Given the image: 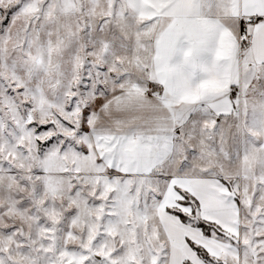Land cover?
<instances>
[{
    "label": "snow or ice",
    "instance_id": "snow-or-ice-1",
    "mask_svg": "<svg viewBox=\"0 0 264 264\" xmlns=\"http://www.w3.org/2000/svg\"><path fill=\"white\" fill-rule=\"evenodd\" d=\"M0 264H264V0H0Z\"/></svg>",
    "mask_w": 264,
    "mask_h": 264
}]
</instances>
